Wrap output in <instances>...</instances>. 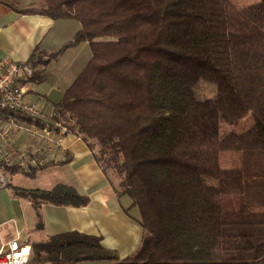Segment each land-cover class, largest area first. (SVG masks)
Returning a JSON list of instances; mask_svg holds the SVG:
<instances>
[{
    "label": "trees",
    "instance_id": "1",
    "mask_svg": "<svg viewBox=\"0 0 264 264\" xmlns=\"http://www.w3.org/2000/svg\"><path fill=\"white\" fill-rule=\"evenodd\" d=\"M10 1L0 3L80 24L69 44L87 41L90 57L54 107L116 177L141 228L121 259L101 236L70 230L28 242L30 264H264V0ZM28 61L41 80L44 61ZM200 81L213 97H196ZM247 115V130L219 136L220 121ZM224 151L239 153L237 167L221 166ZM16 191L34 203L88 202L63 183ZM229 196L239 208H224Z\"/></svg>",
    "mask_w": 264,
    "mask_h": 264
},
{
    "label": "crops",
    "instance_id": "2",
    "mask_svg": "<svg viewBox=\"0 0 264 264\" xmlns=\"http://www.w3.org/2000/svg\"><path fill=\"white\" fill-rule=\"evenodd\" d=\"M79 27L71 19L0 9V58L28 61L34 53L35 59L44 61L36 67L41 69V80L31 81L29 88L47 107L59 101L90 57L87 41L69 44ZM63 143L66 153L62 162L28 173L27 179L12 172L9 185L0 189V244L14 237L27 242L42 241L55 233L76 230L101 236V243L115 250L119 259L133 253L140 244L141 228L139 218L130 213L135 208L130 198L116 194L115 184L108 180L79 135L70 132ZM32 180L40 186L21 185ZM56 183L73 186L88 197L87 204L73 207L34 203L16 191L46 190Z\"/></svg>",
    "mask_w": 264,
    "mask_h": 264
},
{
    "label": "built area",
    "instance_id": "3",
    "mask_svg": "<svg viewBox=\"0 0 264 264\" xmlns=\"http://www.w3.org/2000/svg\"><path fill=\"white\" fill-rule=\"evenodd\" d=\"M33 73L29 61L0 58V189L12 172L28 174L65 159L69 123L30 90ZM31 258V245L18 237L0 244V264H30Z\"/></svg>",
    "mask_w": 264,
    "mask_h": 264
},
{
    "label": "rangeland",
    "instance_id": "4",
    "mask_svg": "<svg viewBox=\"0 0 264 264\" xmlns=\"http://www.w3.org/2000/svg\"><path fill=\"white\" fill-rule=\"evenodd\" d=\"M14 1L15 2H13V1H10V2H13L15 4L18 3V7L22 8V7H26V6H30V5H35L36 0H14ZM230 1L237 7H243V6L255 3L259 0H230ZM5 7H6L5 5L0 3V9L1 10H4ZM194 93L198 99L211 98L215 95V87L206 83V82L200 81L195 86ZM251 124H252V118L250 115H247L246 117H244L240 121L233 123V124H227V123L220 121L219 136L222 137L229 132H235V133L244 132L245 130H247L251 126ZM239 160H240L239 153H237V152L224 151V152L220 153V163H221V166L224 168L237 167L239 165L238 164ZM17 177H19L20 179H27L26 178L27 175L22 174V173H18ZM112 179H113V183L115 185H117L116 177H112ZM206 181L208 183H214V181L211 178H206ZM20 182L16 181V183H20ZM38 184H40V183L37 180L25 181V182L21 183V185L24 187H26V186H28V187H39L40 185H38ZM223 205H224L225 209H237L240 206L239 197H237V196L224 197L223 198ZM130 213H131V215L139 218V213H138V210L136 207L134 209L130 210ZM91 264H99V263L94 262Z\"/></svg>",
    "mask_w": 264,
    "mask_h": 264
}]
</instances>
